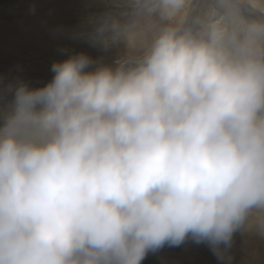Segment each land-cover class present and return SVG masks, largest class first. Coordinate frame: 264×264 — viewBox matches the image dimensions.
<instances>
[{"label":"clouds","instance_id":"clouds-1","mask_svg":"<svg viewBox=\"0 0 264 264\" xmlns=\"http://www.w3.org/2000/svg\"><path fill=\"white\" fill-rule=\"evenodd\" d=\"M100 8L74 36L112 61L69 53L0 111V264H141L189 237L230 260L237 231L264 237V0Z\"/></svg>","mask_w":264,"mask_h":264},{"label":"bare ground","instance_id":"bare-ground-1","mask_svg":"<svg viewBox=\"0 0 264 264\" xmlns=\"http://www.w3.org/2000/svg\"><path fill=\"white\" fill-rule=\"evenodd\" d=\"M100 10V0H0V111L11 105L16 84L42 87L53 76L52 63L69 53L112 61L115 50L104 52L74 36Z\"/></svg>","mask_w":264,"mask_h":264},{"label":"rangeland","instance_id":"rangeland-1","mask_svg":"<svg viewBox=\"0 0 264 264\" xmlns=\"http://www.w3.org/2000/svg\"><path fill=\"white\" fill-rule=\"evenodd\" d=\"M258 239V240H257ZM264 237L255 232L237 231L228 256L221 260L207 243H195L191 237L180 246L165 245L149 252L141 264H264Z\"/></svg>","mask_w":264,"mask_h":264}]
</instances>
